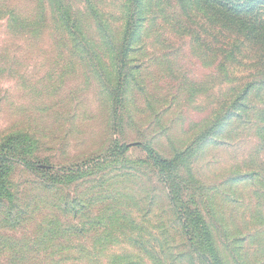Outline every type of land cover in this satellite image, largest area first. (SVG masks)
<instances>
[{
	"label": "rangeland",
	"instance_id": "1",
	"mask_svg": "<svg viewBox=\"0 0 264 264\" xmlns=\"http://www.w3.org/2000/svg\"><path fill=\"white\" fill-rule=\"evenodd\" d=\"M36 1L0 0V136L27 131L34 156L54 167L95 163L51 190L13 166L0 264H205L190 254L169 187L136 143L166 159L184 151L169 179L180 204L203 218L221 264H264V51L233 43L194 0L147 1L143 34L117 77L121 64L103 51L84 0H70L88 40L78 47L51 23L35 25ZM93 1L117 50L122 0ZM10 14L27 24L22 31ZM108 80L128 86L120 94ZM233 102L236 113L195 142ZM113 141L132 146L104 160Z\"/></svg>",
	"mask_w": 264,
	"mask_h": 264
},
{
	"label": "trees",
	"instance_id": "2",
	"mask_svg": "<svg viewBox=\"0 0 264 264\" xmlns=\"http://www.w3.org/2000/svg\"><path fill=\"white\" fill-rule=\"evenodd\" d=\"M147 1L154 0H122L116 5V12L119 13V36L115 39L117 50L110 47L112 37L110 33L116 30H110L106 13L100 10L93 0H84L87 20L96 24L99 30L98 38L100 39L103 51L107 55L114 54V61L117 58L118 64L114 63L117 77L123 73V65L127 63L129 58L128 52L133 47V43L140 40L144 31V23L146 21L142 7ZM191 0H186L187 7L190 6ZM199 5L212 22L222 30L231 35L229 39L233 43L243 47L250 44L252 48H259L264 51V0H194ZM95 4V5H94ZM84 6V5H83ZM37 13L34 12L31 20L36 22V26L45 24L54 25L62 36V41L70 43L72 47H78L80 40L88 41L85 37L86 31H82L80 24L83 20V13L80 8H76L70 0H37ZM76 8V9H75ZM47 16L49 19H47ZM18 15H9V23L19 26V30H23L27 24L23 23ZM47 19V21H46ZM27 21V20H26ZM23 24V28L21 27ZM30 23V22H29ZM27 28V27H26ZM114 39V38H113ZM234 44L233 47H237ZM107 88L113 89L114 92L124 93L128 84L116 83L115 87L111 80L107 81ZM249 83L244 85V92L235 99L236 104H240L241 100L245 101L249 92ZM118 93L115 99L118 100ZM112 98H114L111 93ZM233 102L232 107L223 109V113L219 114L212 126L206 129L202 135L195 140L204 141L202 137L208 135L216 126L220 125L225 119L236 113V105ZM237 106V105H236ZM264 121V119H263ZM264 131V128L261 129ZM264 134V133H263ZM34 140L27 131L17 130L10 133H4L0 136V204L10 202L12 200V191L9 181V175L15 164L23 166L25 169L39 173L45 183L47 190L53 189L58 184L69 182L73 179V175L78 173L85 166L94 164L95 161H89L54 167L46 160H39L34 156ZM131 144L118 143L113 141L112 144L104 151L103 159H118L123 156L130 148ZM146 155V159L164 178L165 185L169 187L168 200L173 206L175 214L181 222V229L185 236V242L190 254L197 260L205 264H221L215 252L216 248L212 243V239L208 232L203 218L200 214L193 215L188 212L180 202H182L179 192L174 190L177 184L174 178L169 175L173 173L178 165V159L182 157L183 152L176 153L173 158H163L149 143H136ZM100 157L102 155H99ZM98 159V158H96ZM168 173V174H165ZM63 183V184H64ZM62 200V199H61ZM64 209L70 208V201L65 200ZM217 251V250H216Z\"/></svg>",
	"mask_w": 264,
	"mask_h": 264
}]
</instances>
